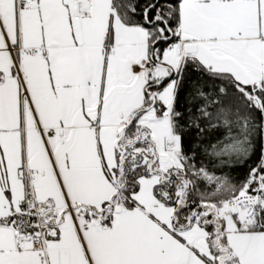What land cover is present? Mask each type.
Returning <instances> with one entry per match:
<instances>
[{"label":"snow or ice","instance_id":"1","mask_svg":"<svg viewBox=\"0 0 264 264\" xmlns=\"http://www.w3.org/2000/svg\"><path fill=\"white\" fill-rule=\"evenodd\" d=\"M0 264H264V0H0Z\"/></svg>","mask_w":264,"mask_h":264}]
</instances>
